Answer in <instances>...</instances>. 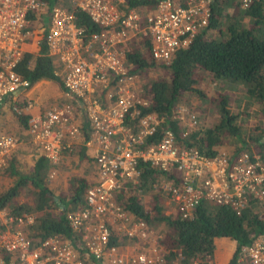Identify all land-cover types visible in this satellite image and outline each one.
<instances>
[{
    "label": "built area",
    "instance_id": "1",
    "mask_svg": "<svg viewBox=\"0 0 264 264\" xmlns=\"http://www.w3.org/2000/svg\"><path fill=\"white\" fill-rule=\"evenodd\" d=\"M68 1L69 8L48 6L44 0H0V104L30 86L15 67L36 32L41 33L45 53L59 65L53 73L72 99L27 114L26 134L50 164L48 177H52L53 167L74 145L79 131L75 111L80 108L88 124L84 143L94 145L97 179L85 188L83 205L64 213L77 242L58 234L33 242L25 227L34 223L37 214L2 206L0 264H84L86 259L100 263L105 257L110 264H210L206 254L184 260L179 251L167 260L154 242L146 251H135V243L132 252L119 251L109 244L112 231L104 221H120L129 240L147 235L145 222L130 221L116 200L119 190L139 189L143 164L164 173L152 187L159 188L170 210L183 217L201 200L227 206L236 216L251 200L263 206L264 154L241 150L234 156L207 155L194 146L179 145L170 128L157 130L160 119L155 113L140 112L139 106L147 100L139 92L136 74L127 72L126 54L138 35L147 38L154 62H166L207 23L210 0H187L184 5L157 0L144 14L125 0ZM75 9L86 13L95 26L85 31L76 22ZM21 101L22 106L32 103L29 98ZM22 106L13 109L19 112ZM170 116L186 130L197 121L194 111L183 104L175 105ZM18 142V135L0 132V167ZM250 236L248 243L239 245L236 264H264V230Z\"/></svg>",
    "mask_w": 264,
    "mask_h": 264
},
{
    "label": "trees",
    "instance_id": "2",
    "mask_svg": "<svg viewBox=\"0 0 264 264\" xmlns=\"http://www.w3.org/2000/svg\"><path fill=\"white\" fill-rule=\"evenodd\" d=\"M44 1L48 6L59 4L69 8L68 0ZM125 1L141 14L152 9L157 2V0ZM174 1L182 5L187 2V0ZM227 8H232V12L229 13ZM209 14L207 23L201 27L190 43L186 47L177 48L166 62H154L148 52L147 38L143 35L137 36L136 43L131 45L126 54V66L129 74H136L139 92L147 100L145 105L139 106L140 112L155 113L160 119L157 130L168 127L179 145L194 146L207 155L223 152L219 149L225 147L227 142L237 143L235 150L225 151L232 156L241 150L250 151L249 145L253 146L251 151L264 154V140H262L264 127H261L262 130L258 128L251 134L248 133L244 138L241 121L245 116H239L240 110H232L233 106L240 109L239 106L242 104L249 107L254 104L251 111H257L259 118L264 119V0H247L246 4H243V0H210ZM74 15L76 22L83 26L85 31L95 26L83 11L75 9ZM43 30H45L44 24ZM54 68L58 69L59 65L56 59L45 53L43 41L39 44L36 54L24 52L15 67L21 77L29 80L30 83L42 78L58 81L59 76L53 73ZM153 69L158 71L157 75L142 82L141 74ZM204 71H207L212 79L227 82L225 88L229 90L234 89L231 84L240 85L239 88L246 97L245 103H242L243 98L239 97L234 99L235 103L232 106L228 91L217 92L207 97L209 100L212 99V106L217 113L215 120L206 126L200 124L198 120L193 127H188L186 130V127L170 114L175 105L183 104L180 98L186 94L195 93L198 98L205 100V93L196 85ZM183 105L188 106L189 111H193L191 104ZM13 114L16 115L19 124L25 126L26 115L21 111H14ZM196 118L198 119L197 116ZM184 131L186 133L182 135ZM75 150L76 146L73 145L70 153ZM77 153L79 157L84 155L83 146ZM6 164L7 173H17V180L14 186L0 194V208L8 204L7 201L20 184H30L33 186L31 203L16 205L10 203L8 209L16 213L33 210L37 214L34 223L28 226L32 241L53 234L73 241L76 234L72 235L73 230L64 219V212L83 205L84 190L94 181L89 183L82 174H70L67 177L68 196L61 197L64 202L60 203L61 201L57 202L54 199V194L49 189L47 176L50 164L44 156L37 155L28 174L15 171L12 160H7ZM84 169L90 175L97 174L92 163ZM163 174L154 166L141 165L137 185L139 189L135 186L119 190L116 199L124 210L131 213V216L142 219L147 224L150 222L151 226L157 223L164 224L162 232L159 229L161 234H154L156 238L154 239L163 248V254L167 259L179 251L184 256V260L192 257L203 258L205 254L212 260L214 238L225 236L235 240L233 252L226 264H236L239 245L248 243L251 234L264 230V203L262 206V203L251 200L241 214L236 216L227 206L201 200L188 216L183 217L175 211H164L158 194L154 192L150 194L154 202L152 213L149 214L151 210L143 207L144 195L149 191L152 183L161 181ZM140 193L142 196L139 195ZM71 201L78 205L68 206ZM54 208L59 212L54 214ZM112 232L109 244H116ZM75 242H77L76 238Z\"/></svg>",
    "mask_w": 264,
    "mask_h": 264
},
{
    "label": "crops",
    "instance_id": "3",
    "mask_svg": "<svg viewBox=\"0 0 264 264\" xmlns=\"http://www.w3.org/2000/svg\"><path fill=\"white\" fill-rule=\"evenodd\" d=\"M40 34L38 32H36L35 41H31L25 47L26 49L24 52H29L33 55L37 53V51L39 50V44L41 43V41H43L40 38ZM36 37H37V39H36ZM38 37H39V39H38ZM45 52H46V47H45ZM49 80H51V79L42 78V79H38L34 82H31L30 86L23 89V91H20L18 94H14V96H11V97L5 99L0 104V125L3 122H6V124H9L7 121L3 120L4 117H8V115H7L8 114L7 113L8 107L13 109V105L22 106L24 101L22 102L21 100H26V98H29L32 102L30 106H22L21 107V113H24L26 115V117H27V114H34V113L42 111L43 109H45L49 106H52L54 104H59L61 102L69 101L70 99H72V98H68V96L65 94V92L62 88V85H61L60 78L58 81L55 80L59 84L60 88L57 89V91L51 92L50 95H47V97L45 95H43V93L41 91H38L36 85L39 83L47 84ZM77 106H78V104H77ZM13 119H14L13 117L10 118V121H13ZM75 121L79 127V131L73 140L74 145L76 146V150L73 153L64 152V154L61 158V161L55 167H53L54 168L53 174L55 176V175L59 174L61 172V170H63V169L67 170L68 168H70V170H67L68 173L65 175H61V174L59 175V177H61V179H62V181L59 184V186L61 188H59V186H57L58 182H56L55 180L51 181L52 185L49 184V189L54 194V199L57 202L61 201L60 203L64 202V200H61V197H63V196L67 197L68 196L67 188H68L69 183L67 181L68 180L67 177L70 174H82L83 176H85L84 178L87 179V181L89 183L91 181H95L97 178L96 177L97 174H95V175L91 174L90 175L88 173V171L86 172V170L84 169V168H88V165H90L91 163L95 167V164L93 161L94 145L84 143V140L87 137L88 124H87L86 120H84V116H83V113L80 110V108H77V110L75 111ZM18 125L20 126L19 130L21 132L19 133V130H16V132L18 133L17 135L20 139V142H18V144H16V146L12 149L10 154L7 156V159H8V161L12 160V162H14V165H15V163L17 164V161H28L30 163L31 168H32L33 163H34L35 159L37 158V155L39 154V152L35 148V146L33 145L32 141H30L28 135L26 134V131H25L26 121H25V126L20 125V124H18ZM3 130L4 129L0 130V132L1 131L3 132ZM82 146H83V150H84V155H80V157H79V154L77 152L79 151L80 147H82ZM15 160H17V161L15 162ZM64 163H66V166ZM76 163L78 164V166H76ZM94 172L96 173V167H95ZM48 174H49V171H48ZM47 179H48V176H47ZM123 190H126V188H124ZM83 198H84V194H83ZM117 201L119 202V200H117ZM57 202H55V203H57ZM72 204L78 205V203H74L71 201L70 203H68V206H70ZM77 208H79V207L77 206L76 208L67 209V210H74ZM27 212H33V211H27ZM127 215H128V218L130 221H135L138 219V218H135L134 216H131L129 213H127ZM64 218H65V216H64ZM104 221L108 224L111 231H116V229H118L119 234H114V239H115V243H116L115 245L118 247V250L123 251V252H132L131 251L132 248L127 246L130 244V241L128 240L127 236L122 231V228H123L122 223L116 219H105L104 218ZM145 225H146V230L148 233L152 229L151 225L149 226L146 222H145ZM120 231H121V233H120ZM73 233H75V232H72V235H73ZM149 239H150L149 243L154 242V243H156V245L159 244L156 242V240L153 241L154 238L150 237ZM214 244H215L214 245L215 247L213 249L212 262L210 261V264H226L230 255L233 252V249L235 246V240L231 239L229 237H225V236H217L214 238ZM134 245L136 247L134 249L135 251H138V250L146 251L147 250V249H143V247L140 244H134ZM144 248H146V247H144ZM171 258H169V259H171ZM103 260H105L107 262V264H110L106 257ZM103 260L100 263H93V264H101L103 262Z\"/></svg>",
    "mask_w": 264,
    "mask_h": 264
},
{
    "label": "rangeland",
    "instance_id": "4",
    "mask_svg": "<svg viewBox=\"0 0 264 264\" xmlns=\"http://www.w3.org/2000/svg\"><path fill=\"white\" fill-rule=\"evenodd\" d=\"M232 8H227V11L229 13L232 12ZM205 36V35H204ZM34 52V51H33ZM158 71H155V69L153 70H148L146 71V73L141 74L140 80H142V82H145V80L149 77H153L155 75H157ZM196 85L201 88V90L203 91V93H205V100L200 99L196 96V94H190V95H184L182 96V98H180V102H183V104H191V106L193 107V111L195 113V115L198 117L197 122L199 120L200 124L202 125H209L211 124L216 116L217 113L215 111V109L213 108V104H212V99L210 98L207 99V97L213 96V94L217 93V92H225L228 91L230 94V102L232 101V106L234 105V99L235 98H243L242 103H245V95L242 92V90L239 88V86L236 85H232L231 87H233V90H229L228 88H225L227 86V82H223L221 80H215L212 79V77L209 75V73L207 71H204L202 73V77L199 80V82L196 83ZM237 86V87H236ZM38 91H41L43 93V95H45L47 97V95H50L51 92L53 91H57V89L60 88L59 84L51 79L48 81L47 84H43V83H39L36 85ZM207 101V103H206ZM186 106V105H185ZM188 107V106H187ZM240 109L235 108V106L232 107L233 111L236 110H240L239 111V116H245L244 119H242L241 121V126H243V136L244 138L246 137V135L248 133H252L254 130L264 127V119L263 118H259L260 115L258 114L257 111H251L254 108V104H252V107L249 106H244V104L239 106ZM197 110V111H196ZM14 111H16L15 109L9 108L8 107V111H7V115L8 117H4L3 120L7 121L9 124H6V122L1 123L0 125V130L4 129L3 132H9V133H14V134H18L16 132V130L20 129V126L18 125L19 122L16 118V115H14ZM18 112V111H16ZM20 112V111H19ZM14 118L13 121H10V118ZM241 118H238V120ZM259 130H262L259 129ZM2 132V131H1ZM21 131L19 130V133ZM237 146V143L234 142H227L225 147H220L219 150H223V152H231L233 150H235V147ZM250 151L253 150V146L249 145L248 148ZM225 152V153H226ZM6 160H8L6 158ZM17 160H15L16 162ZM66 166V163H64ZM7 164H5L3 167H0V194L4 193L6 190L10 189L12 186H14L16 180H17V173L15 174H8L7 171L5 169V166ZM15 168L16 171L18 173H22V174H28V172L31 170V166L30 163L28 161H17V164L15 163ZM67 170H70V168H68ZM67 170L63 169L61 170V172L57 175L54 176V174H52V177H48V183L50 185H52L51 181L55 180L56 182H58V185L60 184V182L62 181L61 177H59V175H65L67 174ZM54 177V178H53ZM33 186H31L30 184H20V186L18 188H16V192L11 196V198L7 201L8 204H4V206L6 208H9V204H26L28 202H30L31 200V191H32ZM59 188H61L59 186ZM157 193L160 199V204L164 206V211H170V208L167 205L166 202V198L163 194V192L158 188H154L151 186V188H149V191H147V193L144 195V203H143V207L145 209H149L151 211H149L152 213V205H153V199L150 197V194L152 193ZM142 193H140L139 195H141ZM161 196H160V195ZM31 203V202H30ZM160 205V206H161ZM162 207V206H161ZM11 208V207H10ZM54 214L59 212L57 210V208H54ZM33 211V210H32ZM22 212V211H21ZM127 213L131 214L130 212L127 211ZM149 225H151V223H148ZM162 223H157L155 225L151 226V230L147 233V235L144 238H139L137 241L136 240H129L130 244L127 245L128 247L132 246L131 243H135V244H140L144 249H147V247L149 246V242H150V237L155 238L156 233H160L162 232ZM159 229H161V232L159 231ZM121 233V231H120ZM112 234H119L118 229H116V231H113ZM155 234V235H154ZM156 239V238H155ZM124 244V243H123ZM160 246V245H159ZM133 247V246H132ZM210 261L212 262V260L210 259ZM95 263V262H94ZM84 264H92V262L89 259H86ZM101 264H107V262L105 260H103V262Z\"/></svg>",
    "mask_w": 264,
    "mask_h": 264
},
{
    "label": "bare ground",
    "instance_id": "5",
    "mask_svg": "<svg viewBox=\"0 0 264 264\" xmlns=\"http://www.w3.org/2000/svg\"><path fill=\"white\" fill-rule=\"evenodd\" d=\"M32 224H33V223H32ZM30 225H31V224H30ZM28 226H29V225H28ZM28 226H26L25 229H26V234L30 237V235H29V233H28V230H29ZM30 239L32 240L31 237H30Z\"/></svg>",
    "mask_w": 264,
    "mask_h": 264
},
{
    "label": "flooded vegetation",
    "instance_id": "6",
    "mask_svg": "<svg viewBox=\"0 0 264 264\" xmlns=\"http://www.w3.org/2000/svg\"><path fill=\"white\" fill-rule=\"evenodd\" d=\"M134 8V7H133ZM135 10H137L136 8H134ZM138 11V10H137ZM65 219V218H64Z\"/></svg>",
    "mask_w": 264,
    "mask_h": 264
},
{
    "label": "water",
    "instance_id": "7",
    "mask_svg": "<svg viewBox=\"0 0 264 264\" xmlns=\"http://www.w3.org/2000/svg\"><path fill=\"white\" fill-rule=\"evenodd\" d=\"M262 140H264V138Z\"/></svg>",
    "mask_w": 264,
    "mask_h": 264
}]
</instances>
